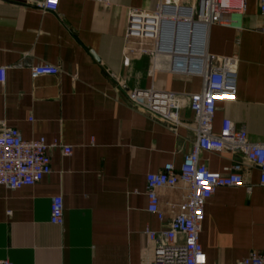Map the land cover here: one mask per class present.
Wrapping results in <instances>:
<instances>
[{"label": "crops", "instance_id": "crops-1", "mask_svg": "<svg viewBox=\"0 0 264 264\" xmlns=\"http://www.w3.org/2000/svg\"><path fill=\"white\" fill-rule=\"evenodd\" d=\"M159 4L60 0L53 13L23 1L0 0V68H7L6 82L0 83V133L4 127L16 128L25 140L43 137L72 149L70 155L61 147L51 150L52 172L40 183L18 190L0 186V260L152 263L153 245L145 230L168 227L185 191H158L162 224L147 211L146 178L167 163L179 169L194 135L138 111L126 92L191 95L203 88L199 74L172 68L174 53L154 56L126 49L129 11L154 13ZM171 16L170 21L178 18ZM205 38L200 59L206 54L238 58L235 100L218 102L213 131L218 133L227 118L245 128L251 142H264V15L259 0H248L238 28L212 26ZM191 43L190 37L189 47ZM193 56L189 48L185 57ZM41 64L58 67L60 73L33 79L31 68ZM180 119L194 122L187 100ZM201 157L214 173L236 161L246 163L230 152H203ZM247 182L250 190L218 188L206 204L200 243L208 264L238 261L264 244V187L258 169L248 170ZM55 196L64 201L62 227L50 223Z\"/></svg>", "mask_w": 264, "mask_h": 264}, {"label": "built area", "instance_id": "built-area-1", "mask_svg": "<svg viewBox=\"0 0 264 264\" xmlns=\"http://www.w3.org/2000/svg\"><path fill=\"white\" fill-rule=\"evenodd\" d=\"M26 2L46 12H57L60 0H2ZM105 3L107 0H90ZM186 1L187 5L184 3ZM248 0H160L154 13L139 10L129 11L126 32V49L137 48L154 56L166 52L160 49L164 23L168 15L176 17L185 10L191 25L205 27V33L212 26L238 28L247 10ZM259 9L264 15V0H259ZM178 13V14H177ZM170 17V18H171ZM200 30L191 27L189 38ZM200 67L194 73L203 79L200 93L177 94L154 89L126 92L132 107L150 117L174 127H184L194 135L191 151L184 157L179 169L167 163L158 173H149L147 182V211L164 223L165 215L160 209L158 191L177 189L185 191L179 211L169 226L159 231L145 230L153 245L151 264H208L207 255L200 243L205 207L218 188L244 187L251 189L247 182L248 170L258 169L260 185L264 187V142L254 143L247 131L230 119L222 121L221 130L213 131L218 102H232L236 97L238 58H216L206 54L200 59ZM7 68H0V83L6 82ZM33 79L40 76H55L58 67L41 64L31 68ZM185 100L194 116L193 124L180 119V110ZM61 147L64 155H70V147L48 143L45 138L25 140L16 128L4 127L0 133V186L11 190L31 187L40 183L52 172L51 150ZM230 152L239 155L246 163L234 162L221 173L211 172L202 160V153ZM50 223L62 227L64 224V201L55 196L50 204ZM264 235V225H263ZM0 264H12L0 260ZM229 264H264V244L259 251H252L247 257Z\"/></svg>", "mask_w": 264, "mask_h": 264}, {"label": "water", "instance_id": "water-1", "mask_svg": "<svg viewBox=\"0 0 264 264\" xmlns=\"http://www.w3.org/2000/svg\"><path fill=\"white\" fill-rule=\"evenodd\" d=\"M197 28L199 34L192 38L191 47H189V29ZM205 34V27L200 25H191L186 22H179L174 25L171 21L164 23L160 49L166 53H174L172 68L177 71L195 72L200 67V57L203 53L202 39ZM175 35V40H174ZM190 48V53L194 55L191 58L185 57Z\"/></svg>", "mask_w": 264, "mask_h": 264}, {"label": "bare ground", "instance_id": "bare-ground-1", "mask_svg": "<svg viewBox=\"0 0 264 264\" xmlns=\"http://www.w3.org/2000/svg\"><path fill=\"white\" fill-rule=\"evenodd\" d=\"M178 14V13H177ZM190 14V10H185V11H183V12H181L180 11V13L178 14V15H176L178 18L177 19H174V20H171V22L172 23H174V25H177V23H181V22H190V19H189V17H188V15ZM205 34L203 35V39H202V46H203V52L205 53L206 51H205V43H206V41H205ZM202 52V53H203ZM205 56V55H204Z\"/></svg>", "mask_w": 264, "mask_h": 264}]
</instances>
